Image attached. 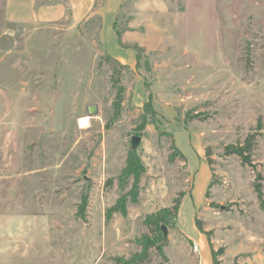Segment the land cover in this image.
Returning <instances> with one entry per match:
<instances>
[{
  "label": "rangeland",
  "instance_id": "374dc122",
  "mask_svg": "<svg viewBox=\"0 0 264 264\" xmlns=\"http://www.w3.org/2000/svg\"><path fill=\"white\" fill-rule=\"evenodd\" d=\"M5 2L0 264H119L177 199L166 257L152 249L145 264H264V0H168L164 12L127 0L116 23L137 62L124 67L98 16L13 24ZM247 139L249 163L227 149Z\"/></svg>",
  "mask_w": 264,
  "mask_h": 264
},
{
  "label": "crops",
  "instance_id": "0c3cea01",
  "mask_svg": "<svg viewBox=\"0 0 264 264\" xmlns=\"http://www.w3.org/2000/svg\"><path fill=\"white\" fill-rule=\"evenodd\" d=\"M100 3L98 8L96 2ZM127 0H6L4 17L13 24L42 26L44 24H57L68 20L72 24H79L91 19L93 16L100 18V41L112 57L121 63L134 66L137 62L136 52L131 47H123L119 43L115 23L118 12ZM136 4L147 11L164 12L168 0H136ZM130 33L122 35V42H128ZM205 164L204 162L200 163ZM207 165V164H205Z\"/></svg>",
  "mask_w": 264,
  "mask_h": 264
},
{
  "label": "trees",
  "instance_id": "16d2710c",
  "mask_svg": "<svg viewBox=\"0 0 264 264\" xmlns=\"http://www.w3.org/2000/svg\"><path fill=\"white\" fill-rule=\"evenodd\" d=\"M100 6L99 1L96 2L95 7L98 8ZM115 30L118 34L119 43L126 47L125 44L122 42V38L120 35V32L117 28V23L114 25ZM137 49V48H136ZM114 61L116 62L118 67H124L125 64L121 63L116 58L112 57ZM118 70L115 74L112 76L113 84L117 88V94L116 99L114 101V106L117 102H120L123 100V87L120 85V78L118 75ZM149 104H146V107H148ZM251 145V139H247L244 146H228V152L229 153H237L242 157V159L247 163L250 162V159L248 155L246 154V151H249ZM144 171V167H142V164L140 162V159L138 156H136L135 152L132 150L131 156L129 157L127 161V167L126 172L132 175L135 179V182H138L141 176V173ZM262 174L257 173L254 188L257 192L258 198L260 200V204L262 207H264V192H263V185H262ZM181 200L177 199L174 202V205L169 208H163L156 213L150 214L146 217L145 223L153 226V234L146 233L139 239V245L141 246V250L139 252L133 253L130 257H122L118 256L115 258V260L119 264H145L148 260V258L151 255L152 249H156L157 252L162 255L163 257H166L165 254V247L168 243V238L164 237V232L162 229L163 225H166L167 227L171 223V220L178 216V212L180 209ZM201 232H204L201 226H198Z\"/></svg>",
  "mask_w": 264,
  "mask_h": 264
},
{
  "label": "water",
  "instance_id": "95a60500",
  "mask_svg": "<svg viewBox=\"0 0 264 264\" xmlns=\"http://www.w3.org/2000/svg\"><path fill=\"white\" fill-rule=\"evenodd\" d=\"M92 110H91V112L93 113L95 111V109L93 108ZM140 142H141L140 136H133L131 139L132 149L136 150L138 148V146L140 145ZM162 229L164 232V237L168 238V227L166 225H163Z\"/></svg>",
  "mask_w": 264,
  "mask_h": 264
},
{
  "label": "bare ground",
  "instance_id": "6f19581e",
  "mask_svg": "<svg viewBox=\"0 0 264 264\" xmlns=\"http://www.w3.org/2000/svg\"><path fill=\"white\" fill-rule=\"evenodd\" d=\"M89 122H90V118L88 116L83 117L81 119V123L83 124L84 127H86L89 124Z\"/></svg>",
  "mask_w": 264,
  "mask_h": 264
},
{
  "label": "built area",
  "instance_id": "2783aa9c",
  "mask_svg": "<svg viewBox=\"0 0 264 264\" xmlns=\"http://www.w3.org/2000/svg\"><path fill=\"white\" fill-rule=\"evenodd\" d=\"M196 249H198V250H199L198 246H196Z\"/></svg>",
  "mask_w": 264,
  "mask_h": 264
}]
</instances>
